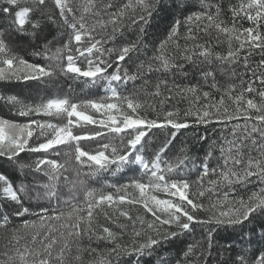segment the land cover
<instances>
[{
    "label": "snow or ice",
    "instance_id": "obj_1",
    "mask_svg": "<svg viewBox=\"0 0 264 264\" xmlns=\"http://www.w3.org/2000/svg\"><path fill=\"white\" fill-rule=\"evenodd\" d=\"M31 4L34 7L21 6V0H0V14L10 18L7 28L0 30V54L8 56L2 61L8 69L12 68L14 59L5 42V32L23 33L25 26L28 25L32 29V34L39 39V33L42 31V18L46 16L43 11L45 0H31ZM54 4L62 21L70 29V34L67 35L62 47L57 49L55 57L62 65L60 70L65 74H70L73 79L82 77L86 78L87 82L98 83L101 89L110 92L111 96L77 102H70L67 97H58L36 106H24L19 111L22 116L29 113L63 116L66 122L62 124L38 120L17 124L0 118V156L12 159L25 151L48 153L49 150L57 149V146L71 144L74 147V159L79 166L77 176L80 175V169L84 167L93 170L85 173L90 176L109 169L119 172L126 166L132 165L139 166L144 176L118 187L115 193L85 187L82 198L73 195L72 199L76 203L65 202L70 209L67 216L75 217V222L61 224L59 228H54L50 224L46 226V221H60L65 218V213L57 208L53 214L50 207L44 205L25 206V199H30V197L24 186L16 188L11 181L0 174V182H2L0 197L3 198V207L0 208V228H6L10 216L14 214L15 216L34 215L37 220L32 222V226L43 230L33 234L32 246L25 245L22 249L17 248L11 256L5 253L2 264H69L70 260L83 264L79 255L82 251L80 248L76 249L75 256L71 255L73 238L76 241L84 236L91 239L94 236V213L99 215L98 209L103 210L113 206H116L119 216L130 222L134 237L141 238L139 241L132 240L130 246L124 247L117 242V233L113 232L110 227L102 226L101 234L95 238L113 242L109 256L115 255L116 257L122 254L143 255L146 250L154 249L162 241L187 232L196 223L243 226L246 222L251 224L257 219L264 221V112H261L253 99L244 100L243 92L232 97L230 93L234 90V85H229L226 95H229V98L233 99L237 105L236 109L230 112L227 107L221 110L215 104L207 103L212 99L208 91L200 93L199 96L193 95L194 100L202 97L206 103L195 110L194 119L190 122L188 119L180 118L179 114L173 111L166 112L163 118L149 119L147 116H141L137 110L142 105L136 101L135 95L122 97L117 91L120 84L127 85L129 81L134 82L142 74L163 71L172 72L173 75L176 73L187 75L186 64L192 67L199 65L200 75L209 82V87L212 88L216 87V73L219 65L242 63L246 71H251L249 57L252 50L258 49L264 52V33L260 31V28L264 27V0H246L231 9L234 21L243 14L244 18L253 22L252 27L243 29L239 34H237L238 29L234 22L231 28L222 26L224 22L219 19L221 8L218 4L214 9L211 6L202 7L201 11L187 16L185 23L191 21L195 24V28L189 24L184 34L179 32L181 22L177 20L165 39L155 46L156 54L147 62L141 61L137 64L134 72H130L127 68L122 69L121 64L130 60L131 54L137 53L142 45L136 41H129L122 43L118 50L106 48L104 45L109 39L114 38L117 32L123 30L126 22L128 25H135L139 32L143 33V25L148 22V17L152 15L155 7L153 0H123L119 5L114 4L113 0H86L80 5L82 11L79 18L67 0H54ZM86 13H90L94 20L93 24L86 23ZM47 19L55 22L50 14H47ZM109 25L111 26L109 36L98 35L97 27L103 32L108 30ZM212 28L234 36L239 41V46L233 49L230 45L226 54L223 55L214 52L207 41L200 42L201 34H207ZM181 36L185 41L183 47L178 43ZM170 41L177 42L171 50L167 47ZM246 46V54L241 56L240 53L246 49ZM113 52H115L114 57ZM17 62L29 69L25 79H40L53 74L49 66L30 64L18 58ZM216 62H219V65ZM114 63L115 68H113ZM260 63L264 64V58ZM109 68H113V71L109 72ZM251 75L254 80L250 81L244 89L249 93L253 91L252 83L255 80L264 85V74L258 76L252 71ZM5 78H7V73L0 69V79ZM162 87L169 94L173 88L181 93L195 94L199 85L190 84L181 87L173 81L170 87L167 79H160L155 84L152 95L161 96ZM259 96L264 97V92H260ZM170 98V95L165 97V99ZM0 99L5 98L0 97ZM6 99L9 103H16L15 97ZM111 99L119 100L120 103L108 102ZM223 100L224 97H221V105H223ZM242 103L247 105V109H255L257 114L254 117L248 115L245 109V123L233 126L228 135L205 154L203 160L200 161L199 174L194 181H190L183 175L188 169L186 161L189 160V157L183 154V150H181V155L174 160L163 158L176 132L190 127L192 123L207 125L215 122L227 127L232 120L240 119ZM145 107L156 111L151 104ZM191 115H193L192 112L185 113L186 117ZM248 120L257 121L259 125L253 123L249 127ZM165 127L174 130L172 136L155 151L146 152L148 144L145 138L149 132L155 128ZM73 128L81 131L74 133ZM34 134L43 139L30 144L29 141ZM106 134L114 135L119 144L111 141L101 142L95 151H86L80 144L81 141L94 140ZM201 139H207V137L202 136ZM61 168H64L63 164L46 157L35 162L36 171L44 172L49 178L48 184L44 185L43 198L47 199L50 204L52 200L59 203L56 181L61 177ZM253 178L261 185L258 191L251 192L247 197H234L231 202L233 206L227 211L211 212L210 216L204 219L197 215V212L201 210L210 211V209H205V205L201 202L205 191L216 194L222 187L234 191L235 185L246 186L253 182ZM80 183L83 184V181ZM205 183L208 185L207 189L203 187ZM192 184L197 186V191L190 198L189 189ZM129 189L135 190L137 195H129ZM155 193H163L168 198H161ZM221 195L223 199L218 198L216 203L211 204V208H218L228 201V192H223ZM136 204L142 205L143 209L154 218L152 223L147 224L150 232L144 233L143 236L141 231L135 230V224L140 223L143 227V221L139 217L131 216L128 211L120 207ZM34 208L37 211H33ZM85 208L87 209L86 216L80 214ZM27 226L26 222L25 227ZM261 226L264 227V223ZM120 227L123 228L124 225ZM60 229H65V231H60ZM120 235H123V232ZM261 241L264 242V236L261 237ZM244 243L242 238L241 244ZM247 243L250 244L251 239ZM227 248H232L235 255L223 260L220 259L221 253L217 249L216 256L220 264H264V250L249 252L247 248L241 247L239 251H236L232 245H227L226 250ZM83 251L94 254L96 249L88 248ZM191 251L192 246H189L188 252ZM188 252L184 254L185 257ZM201 254L209 257L213 255L211 228L207 234V244ZM103 264H111V260L105 259ZM177 264L180 262L178 261Z\"/></svg>",
    "mask_w": 264,
    "mask_h": 264
},
{
    "label": "trees",
    "instance_id": "obj_2",
    "mask_svg": "<svg viewBox=\"0 0 264 264\" xmlns=\"http://www.w3.org/2000/svg\"><path fill=\"white\" fill-rule=\"evenodd\" d=\"M69 6L73 7L77 13V18L82 11L80 5L85 3L86 0H67ZM123 0H113V3L119 5ZM155 7L152 15L148 17V22L143 25L144 31L140 33L135 25H128L127 22L122 31L117 32L114 38L109 39L104 47L109 49H119L122 43L129 41H136L140 45L139 51L135 54H131L132 58L126 60L121 64V68H127L130 72L136 70V65L141 61L147 62L150 57L156 54L155 46L165 39L167 33L177 20L181 22L179 32L181 34L186 33L189 24L195 28V24L191 21L185 23V19L192 13L201 11L202 7L207 8L211 6L213 9L218 4L221 8V14L219 19L224 23L222 26L229 28L235 27L238 29V33L243 29L253 26V22L244 18L243 14L236 18L234 21L231 9L236 7L241 2L246 0H153ZM34 7L31 4V0L27 1L24 5ZM43 11L46 14L42 18L43 28L39 33V39L32 34L30 26L26 25L23 33L18 32H5V42L10 49V54L14 59V63L11 69H8L2 61L8 56L6 54H0V69H3L7 73V78L0 79V118L12 121L17 124H25L32 120L46 121L47 116L43 114L29 113L28 115H20L19 111L24 106H36L41 103L47 102L49 99L64 98L67 97L70 102L83 101L87 99H99L110 97L107 92L101 89L98 83L87 82L86 78H71L70 74H65L60 69L61 63L55 59L57 55V49L61 48L67 35L70 34V29L62 21L59 11L54 4V0H45ZM139 11V9H136ZM47 14L51 15V20L47 19ZM85 21L91 25L94 23L90 13L85 14ZM10 23V18L0 14V30L7 28ZM98 35L109 36L111 26L108 30L101 32L97 27ZM260 31L264 33V27L260 28ZM243 39V36H241ZM207 41L212 50L216 53L226 54L229 46L233 49L239 46V41L230 34H225L212 28L207 34H201V43ZM176 41H170L168 49L171 50L175 47ZM183 47L185 44L183 36L178 41ZM247 46L244 51H241L240 55L246 54ZM115 52H113V57ZM18 59L27 61L30 64H40L49 66L53 74L47 77H41L40 79H25V75L28 74L29 69L24 65L17 62ZM51 58V59H50ZM264 58V52L254 49L249 57V68L251 71H246L242 63L237 64H222L216 62L219 67L216 73V87H209V82L205 81L200 75L198 65L192 67L191 65H185L187 75L182 73L172 72H152L148 74H142L136 81H129L127 85L120 84L117 91L120 95L127 96L130 94L135 95L136 101L139 102L142 107L139 108L138 114L141 116H147L149 119L157 117L163 118L164 114L168 111L178 113L180 118L188 119L190 122L194 119L195 110L199 109L202 104L206 102L201 97L199 100H194L193 95L199 96L204 91L210 92L212 97L207 103L215 104L223 110V107H227L228 111H234L237 107L236 102L226 95V90L229 85H234V90L230 93L232 97L243 92L244 100L249 98L253 99L257 107L264 112V97H260L259 93L264 92V85H261L258 80L252 83L253 91L251 93L244 91L248 86V83L254 78L251 72L254 71L259 76L264 74V64H261V59ZM83 66V65H81ZM146 66V65H145ZM155 66V65H154ZM115 63L113 68H115ZM113 68H109L108 71L112 72ZM160 79H167L169 86H172L173 81L175 84L181 87L192 85H199L197 93L178 92L175 88L171 94L164 91L161 88L162 95L154 96V86ZM147 82V83H146ZM171 96L170 99L165 97ZM7 97H15L16 103L7 102ZM224 97L223 105L220 104V98ZM161 101H163L161 103ZM151 104L156 108V111H152L151 108L145 107V105ZM247 109V105L242 103L240 119L232 120L228 123L227 127H224L218 123H209L207 125H192L188 128L179 130L175 133V137L172 140V144L168 151L164 154V159L174 160L177 156L183 154L189 157L186 161L188 169L183 175L190 181H194L199 174V164L203 160L205 154L214 148L217 143L221 141L224 136L228 135L229 130L237 125H243L245 123L244 111ZM130 111V110H129ZM192 112L193 115L185 116V113ZM247 114L255 116L257 114L255 109H247ZM50 120V116H48ZM249 127L253 123L259 125V122L254 120L247 121ZM94 127V126H91ZM81 130H74L79 132ZM174 130L168 127L155 128L149 132L145 138L147 140L146 152H152L158 149L164 141L172 136ZM207 137V139H201V137ZM42 141L37 134H34L29 141L30 144ZM111 141L114 144H119V141L112 134H106V136L98 137L94 140L81 141V146L86 151H95L101 144V142L107 143ZM71 146V144H69ZM88 146V147H87ZM61 149L49 150L48 153H34L25 151L18 156L9 159L7 156H0V174L4 175L13 186L19 188L24 186L28 192L30 199H25V206L31 205H44L50 207V211L59 209L65 213V218L60 221H46L47 225H52L54 228H59L61 224H71L75 222V217H68L67 213L70 211L66 201H73V195L83 197L84 188H95L98 191L114 192L116 189L135 178H143L144 174L139 170V166L132 165L126 166L119 172H114L109 169L106 172H100L96 175H85V173L92 172L93 170L87 167L80 169V175L77 176L78 165L74 159V149L70 147L68 154L62 153ZM59 151V153H57ZM218 155V153H216ZM58 157H55L57 156ZM255 155V153H254ZM42 157L55 158V160L61 161L64 164V168L60 169L61 177L56 181V189L59 194V203L56 200L50 202L43 198L44 185L48 184L49 178L44 172L36 171L35 162ZM54 160V159H53ZM193 165H196L193 167ZM211 166V164H210ZM67 169V171H65ZM175 175V173H173ZM167 176V174H166ZM67 177V179H65ZM208 178H206L207 180ZM83 181V184L80 183ZM75 185V186H74ZM2 187V182H0ZM207 189V183L203 186ZM261 187L260 183L253 178V182L246 186L235 185L234 191L229 188L222 187L216 194H211L205 191V196L201 198V202L205 205V209L210 211L201 210L197 212V215L204 219L210 216L211 212L227 211L229 207L233 206L234 197L239 196L247 197L251 192L258 191ZM197 191V186L192 184L189 189V196ZM228 192V201L218 208H211V204L216 203L217 199H223L221 193ZM129 195H137L135 190L129 189ZM3 207V198L0 197V208ZM81 207L83 204L81 203ZM123 210L129 212L133 217H139L143 221V227L140 223L135 224V230L141 231L142 236L144 233L150 232L147 229V224L153 222V217L150 213H147L142 205H123L120 206ZM37 211V209H33ZM99 215L94 213L95 219L94 236L90 239L87 236L82 237L76 241L73 238L72 244V256L77 254L76 249L80 248L82 251L79 253L83 264H103L105 259H110L111 264H220V260L217 259L216 250L221 253L220 259L226 260L229 257H234L235 253L232 248H227V245H232L236 251H239L241 247L247 248L249 252L257 250H264V242L261 241V237L264 236V227L260 219L253 221L251 224L247 222L245 225L240 226H227V225H215V224H193L191 228L174 238L170 237L167 240L161 242V244L154 247L152 250H146L145 254L140 256L124 255L119 257L115 255L109 256V251L112 248L113 242L108 240H100L95 238L100 235V229L102 226L110 227L111 230L117 233V242L124 247L130 246L132 240L139 241L141 238L134 237L133 228L130 222L118 215L116 206L112 208H104L103 210H97ZM81 215L87 214V209L80 213ZM111 217V218H109ZM37 220L34 215L10 216L9 223L6 228H0V264L5 259V253L9 256L14 255L17 248H23V246L31 245V238L37 231H43L42 229L34 228L32 222ZM28 226L25 227V223ZM120 225H124L123 228ZM175 226H173L174 228ZM212 229V250L213 255L211 257L204 255L202 251L207 244V234L209 229ZM65 231V229H60ZM123 232V235L120 233ZM245 241L241 244V239ZM251 239V243L247 241ZM18 241V243H17ZM189 246H192V251L188 252ZM94 248L96 252L89 254L84 249ZM188 255L185 257V253ZM69 264H79L78 261L70 260Z\"/></svg>",
    "mask_w": 264,
    "mask_h": 264
},
{
    "label": "rangeland",
    "instance_id": "obj_3",
    "mask_svg": "<svg viewBox=\"0 0 264 264\" xmlns=\"http://www.w3.org/2000/svg\"><path fill=\"white\" fill-rule=\"evenodd\" d=\"M27 1H30V0H21V5H24ZM105 91V90H104ZM105 92H107V91H105ZM108 94H109V96H111V93L110 92H107ZM108 102H112V103H120V101L119 100H115V99H111V100H109ZM47 116V115H46ZM46 121H50V122H52V123H56V124H62V123H65L66 122V118L65 117H63V116H61V117H56V116H50V120H49V118H48V116H47V119H46ZM89 127H91V126H89ZM77 128H73V132H74V130H76ZM78 130H80V129H78ZM75 133V132H74ZM40 139H43V138H41L40 137ZM58 147V149H61L63 152H61L60 153V155L62 154V153H64V154H68L69 152H70V147H73V145H60V146H57ZM88 147V146H87ZM73 149H74V147H73ZM60 150V151H61ZM57 153H59V151L57 152ZM55 157H58V155L57 156H55ZM48 159H54L55 160V158H50V157H47ZM58 163H60V164H63L61 161L59 162L58 160H56ZM65 164V163H64ZM63 164V165H64ZM156 195H158V196H160L161 198H168L165 194H163V193H155Z\"/></svg>",
    "mask_w": 264,
    "mask_h": 264
}]
</instances>
